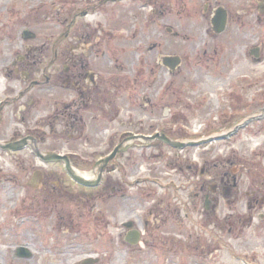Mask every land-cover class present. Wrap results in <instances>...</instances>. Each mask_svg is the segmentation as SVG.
<instances>
[{
    "label": "flooded vegetation",
    "instance_id": "flooded-vegetation-1",
    "mask_svg": "<svg viewBox=\"0 0 264 264\" xmlns=\"http://www.w3.org/2000/svg\"><path fill=\"white\" fill-rule=\"evenodd\" d=\"M233 1L39 0V5H36L37 10L35 11V7H32L34 5L29 6L30 14L27 17L25 14L17 23V28L10 23L4 25L0 22L1 73L7 77L4 76L6 80L13 81V77L18 76L22 82L28 84L25 89H21L20 93L16 95L11 93L10 98L7 92L5 98L0 101L1 126L3 123L10 122L11 119L14 120V113L18 108L23 106L27 109L28 103L31 110L30 117L38 116L32 111L44 110L49 113L45 121L36 120L37 126H40L42 122L50 121L53 125L51 130L54 129L60 134L59 136L57 133H51L48 137H42L36 127L31 128L27 133L25 130L22 137L13 135L8 140L0 138V142L11 144L27 140L30 148L26 150L33 155L32 148L40 149V144H44L46 140H63V132L73 133V135L69 134V138L72 141L71 144L76 147H81V141H88L92 137L106 139L108 151L102 153L94 162L83 159L78 150L69 153L43 152L67 157L72 168L81 177L87 175L88 177H85L91 183L98 182L97 162L107 158L131 135L124 133L118 140V137L110 136L112 133L109 130H97V127L106 124L129 125L125 121L122 106L127 96L130 101L133 98L136 99L139 107L143 106L144 101L151 109V115L158 117L159 100L155 98L156 93L160 90L161 100L170 94L177 93L171 86L165 89L159 87V73L166 70L169 75L179 74L184 77L188 88L187 99L194 98H191L189 94L196 89L193 86L194 81L200 79L203 89H196L200 93L194 98L199 99L197 107L205 105V89L213 88V85H216L215 82L223 92L227 90L231 95L236 91L239 77L244 78L243 75H239L238 69L239 67L244 69L247 65L240 64L237 49L240 44L247 45L248 29L253 27L254 21L249 22L246 18L236 17L234 10L237 6L233 5ZM246 2L247 5L241 13L253 15L256 0ZM257 6L258 11L264 15V0L258 1ZM33 11L37 15L32 14ZM14 13L12 9L6 16L9 21L15 23ZM64 28H66L65 31H63ZM178 41H182L181 48H178L180 44L176 43ZM17 44L21 45L22 53L14 57V47ZM257 49L258 59L252 55L254 47L247 51L249 61L253 63H259L262 60L261 49ZM9 56L12 58L9 59ZM169 57L175 58L177 63L173 60L165 62V59ZM128 62H133L136 66L130 69ZM211 77L215 78H213L214 83ZM6 107L10 108L6 109ZM172 108L171 104L166 108L165 113H169ZM236 111L231 110L230 113L223 111L218 122L234 124L238 120ZM22 116L23 111L20 117ZM25 120L26 117H23L22 122L25 123ZM28 121L30 122V119ZM139 123L142 122L139 121ZM90 127H93L91 137L86 134ZM139 135L141 134H133L134 137ZM133 152L136 150L130 148L128 152L120 154L103 168L100 172L101 182L97 187L84 186L74 181L66 170V160L40 161L42 169L34 172L31 181L27 183L29 188L39 190L44 195L45 198L41 200L44 204L41 213L45 219L54 217L55 213L58 216L63 215L62 209L57 207L58 201L68 199L70 203H75V212L85 220V224L88 222L86 220H91L92 223L96 222V226L102 228L91 233L74 222L73 226L67 222L61 227L59 225L61 228L59 234H63L64 239L55 241L53 237L51 238L55 246L71 245L72 255L74 253L78 256L86 255L78 264H87L88 261L95 259L89 255L95 248L100 249L98 252L103 255L111 250L115 240L108 235V232L114 228L115 222L121 218V215L125 214V210L136 212L137 221L136 223L132 220L122 222L119 245L126 249L134 243L135 245L131 244V246H135L139 252L153 248L150 237L154 235V231L148 224L159 221L157 217L160 215L156 214V210L154 212V206L157 204H154L153 199L145 206V210L149 209L150 213L146 211H140L141 215L137 213L138 208L141 210V206L144 205L143 198L136 192H130L129 189L141 187L142 179L126 177L128 168L134 169L138 166L136 165L138 154ZM75 158L79 164L75 162ZM118 161L120 164H117ZM80 165L90 169L79 170L77 167ZM57 166L60 167L67 181L57 177L58 172L61 173L53 170ZM185 170L189 174L192 173L191 171L200 170L202 177L207 174L204 168L198 169L197 166H187ZM231 174L232 177H228V174L220 178L216 176L215 179H211V182L208 181L199 186L196 199L200 202L204 201L205 209L213 205L211 208L215 211L216 206L220 204L221 196L238 193L237 188L239 189L241 178L239 168L233 170ZM38 179L37 185L31 183H36ZM128 182L130 187L126 185ZM247 197L253 202L261 200L254 192L252 198L250 194ZM49 201H53L54 206L48 207ZM253 202L249 203L250 211L256 210ZM170 215L171 213L168 212L161 216L159 222L170 223L171 227ZM49 221L44 220L41 230L43 237L49 236L48 232L52 234L58 228V222L49 225ZM180 224L184 226L181 222ZM88 225H90L89 222ZM46 226L49 230H45ZM132 233H134V240L129 242ZM145 237L147 238L144 239ZM105 239L109 240L104 243ZM101 243L105 245L100 246ZM26 249L28 257L19 258L17 250L15 256L19 259L32 258L33 253L29 248ZM61 256V254L56 256L57 260L62 261ZM77 257L71 258V261H77ZM93 264H100V260L96 258Z\"/></svg>",
    "mask_w": 264,
    "mask_h": 264
},
{
    "label": "rangeland",
    "instance_id": "rangeland-1",
    "mask_svg": "<svg viewBox=\"0 0 264 264\" xmlns=\"http://www.w3.org/2000/svg\"><path fill=\"white\" fill-rule=\"evenodd\" d=\"M246 1H233V5L237 6V9L234 10L236 17L246 18L249 22L254 21L253 27L248 29L247 45L240 44L237 49L240 64L246 63L247 65L244 69L240 67L238 69L239 75H243L244 78L239 77L238 87L233 94L230 95L227 90L223 92L218 83L214 81L215 78L211 77L210 79L216 85H213V88L205 89L206 103L202 107H197L199 99L194 98L200 95L196 89H203L201 80L194 81L193 86L196 89L189 94L191 98H194L187 99L188 88L184 77L179 74L169 75L164 70L163 73H159V87L165 89L167 86H171L177 93L170 94L162 100L160 90L159 93H156L155 98L159 100L158 117L155 118L151 115V109L144 101L142 102L143 106L139 107L136 99L133 98L130 101L127 96V100L122 106L125 121L129 125L106 124L97 127V130H109L112 133L110 136L118 137V140L124 133L149 135L153 132H161L171 138L189 141L188 139H204L226 133L231 128L230 125L235 127L236 124L243 123L252 115L263 114L264 15L258 11L257 4L260 0H256L253 15L248 13L243 15L241 11L246 7ZM31 5H34L32 7H35L36 11L39 0H0V16L2 15L0 22L4 25L10 23L17 28V23L25 14L26 17L30 14L29 6ZM12 9L15 11V23L9 21L6 16ZM35 11L32 14L37 15ZM181 42H176L180 43L178 48H181ZM252 47L261 49L262 60L259 63L249 61L247 51ZM18 53H22L19 44L14 47V57ZM11 58L12 56H9V59ZM127 64L130 69L136 66L133 62ZM4 76L0 70V101L5 98L7 92L10 98L11 93L16 95L28 85L22 82L18 76H14L13 81L6 80L7 77ZM171 104L173 105L172 110L165 113L166 108ZM26 107L28 110L22 106L15 111L14 120L11 119L10 122L3 123L2 126L0 123V138L8 140L13 135L22 137L28 130L36 127L42 137H48L51 133H57L60 136L54 129L51 130L53 125L50 121L42 122L40 126L36 125V120L45 121L48 112H44V110L32 111L34 115L37 113L38 116L30 117L31 110L28 103ZM8 108L10 107H6V109ZM231 110L233 112L237 110L238 118L236 119L238 121L230 125L220 124L218 122L220 114L223 111L230 113ZM22 111L23 116L20 117ZM23 117H26L25 123L22 122ZM236 119L234 118V120ZM260 119L263 118L260 116L258 120ZM258 120L241 130L234 138L205 147L177 151L167 147L164 143L150 144L153 149H147L149 146L145 143L138 144L136 152H133L138 154L139 158L136 160L138 162H134L138 166L134 169L128 168L126 177L142 178L144 181L151 178L154 182H143L144 184L140 188L143 189L141 193L138 188H132L129 191L137 192L143 198L147 196L146 199L157 198L154 203L157 204L154 206V212L156 210V214L160 215L157 217L158 220L160 221L161 216L170 212L169 220L172 225L170 227V223L163 221L156 223L153 221L148 224L149 228L154 231V235L150 237L153 248L149 251L139 252L131 244H128L129 246L125 249L118 242L122 232L121 224L125 220L135 221L134 223L137 221L136 212L125 210V214L121 215V218L115 222L114 228L108 232V235L115 240L111 250L103 255L98 252L100 249L95 248L89 255L95 259L98 258L100 264H264V204H262L264 199V120ZM92 128L90 127L86 132L89 137H91ZM69 134L73 135L72 132H63L64 136L61 141L46 140L44 144H40V150L44 153L49 151L69 153L78 150L83 159H89L91 162L108 151L106 139L92 137L88 141H81V147H76L71 144ZM129 154L131 153L129 152ZM119 161L117 164H120ZM75 162L79 164L77 158H75ZM187 166L204 168L207 174L202 177L200 170L191 171L192 173L189 174L185 170ZM77 168L79 170L90 169V167L81 165ZM238 168L241 174L239 189L237 188L238 193L229 194L228 197L227 195L226 197L221 196L216 215H212L210 218L207 213L212 214L213 210H208L205 213L204 201L201 203L194 201L195 193L199 192V186L208 181L211 182V179H215L216 176L220 178V176L225 177V174H228V177H232L231 172ZM40 169H42L40 161L29 150L24 149L21 152L0 150V264H78L86 255L79 254L80 256H78L77 253L72 255L71 245L55 246L52 240L53 238L55 241L64 239L63 234H59L62 224L67 222L72 225L74 222L91 233H94L96 229H102L96 226L95 221L92 223L91 220H86L90 225L88 222L85 224V220L75 212V203H70L68 199L58 201L57 205L59 209H62L64 216H58L55 213L54 217L45 219L41 213L44 206L41 200L45 198L44 195L39 190L27 186L33 173ZM53 170L61 172L60 174L58 172L57 177L66 179L60 167H54ZM38 183L39 179L36 184ZM129 183L126 185L129 186ZM151 185L153 194L148 195L146 190H150ZM253 192L261 198L259 202H253L247 198L249 194L252 198ZM249 202H253L257 207L252 222H250L248 212ZM52 206H54V202L49 201L48 207ZM145 206L147 204L142 205L141 210L138 208L137 213L140 214V211L150 213L149 209L145 210ZM158 208L159 210H157ZM260 216H263L262 221L259 220ZM44 220H50L49 225L58 222V228L52 234L48 232L49 236L45 237L41 232ZM45 230H49V227L46 226ZM108 240L105 239L104 243ZM104 243H101L100 246L105 245ZM20 246L29 248L34 256L30 259L17 258L15 253ZM59 254L62 255V261L57 260L56 256ZM73 257H77V261H71Z\"/></svg>",
    "mask_w": 264,
    "mask_h": 264
},
{
    "label": "water",
    "instance_id": "water-1",
    "mask_svg": "<svg viewBox=\"0 0 264 264\" xmlns=\"http://www.w3.org/2000/svg\"><path fill=\"white\" fill-rule=\"evenodd\" d=\"M219 16H221V13L219 12L218 13ZM224 21V20H223ZM252 55L255 56L256 58L259 57V51L257 49L253 50L252 51ZM171 58H166L165 59V62H167L168 60H170ZM175 63H177V60H174L172 59ZM238 128L234 131L237 132ZM233 134L232 133H229V134H226V135H220V136H216V137H211L209 139H206V140H202L200 142H191V143H181V142H175V141H171L169 140L168 138H166V136L164 135H156L154 138H150V140H162L164 142H166L169 146L173 147V148H176V149H184L185 147L187 146H190V147H198V146H202V145H207V144H211L213 142H216V141H222V140H225L227 139L229 136H231ZM146 139V138H144ZM28 145V142L27 140H23V141H19V142H15V143H11V144H8V145H0V149L2 150H11V151H19V150H23L27 147ZM128 147H124L123 145H120L118 146L113 154L100 161L97 166H99V170L100 172L103 171V167L105 165H107L110 161L114 160L115 157L118 155V153L120 152H123L125 150H127ZM33 151L36 155L37 158H39L40 160L44 161V162H53V161H65L66 162V170L68 172V174L70 175V177L84 185V186H88V187H96L100 184L101 182V177H102V174L100 173L98 176L99 180L98 182L96 183H91L90 181H88L87 179L81 177L71 166L70 162H69V159L67 157H62V156H59V155H55V154H49V155H43L38 149H34L33 148ZM134 234V233H133ZM132 234V235H133ZM129 242H132L131 240H129ZM27 249L24 248V247H19L17 249V254H18V257L19 258H26L29 256L28 252L26 251ZM90 263H93V261H88L87 264H90Z\"/></svg>",
    "mask_w": 264,
    "mask_h": 264
},
{
    "label": "trees",
    "instance_id": "trees-1",
    "mask_svg": "<svg viewBox=\"0 0 264 264\" xmlns=\"http://www.w3.org/2000/svg\"><path fill=\"white\" fill-rule=\"evenodd\" d=\"M207 215H209L210 218L212 217V215L215 216V214L213 212H212V214L207 213Z\"/></svg>",
    "mask_w": 264,
    "mask_h": 264
},
{
    "label": "bare ground",
    "instance_id": "bare-ground-1",
    "mask_svg": "<svg viewBox=\"0 0 264 264\" xmlns=\"http://www.w3.org/2000/svg\"><path fill=\"white\" fill-rule=\"evenodd\" d=\"M85 176H87V175H85ZM88 177V176H87Z\"/></svg>",
    "mask_w": 264,
    "mask_h": 264
}]
</instances>
